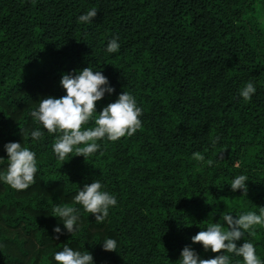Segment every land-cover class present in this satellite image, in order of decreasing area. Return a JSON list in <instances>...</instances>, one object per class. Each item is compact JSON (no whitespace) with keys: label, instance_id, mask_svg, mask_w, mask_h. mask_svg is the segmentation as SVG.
<instances>
[{"label":"trees","instance_id":"16d2710c","mask_svg":"<svg viewBox=\"0 0 264 264\" xmlns=\"http://www.w3.org/2000/svg\"><path fill=\"white\" fill-rule=\"evenodd\" d=\"M264 0H0V173L4 145L21 142L36 153L35 183L16 191L0 180V264H56L65 244L89 252L93 264H178L191 238L222 215L264 207ZM95 7L91 23L78 18ZM118 38L116 53L107 44ZM102 71L114 92L96 113L129 92L142 109L141 127L118 141H98L88 158L59 161L56 134L33 141L30 112L60 98L62 75ZM251 81L255 93L239 92ZM92 121L85 125L93 127ZM201 153L204 163L192 159ZM213 160L209 166L207 160ZM62 163H64L62 165ZM62 165V166H61ZM247 176V195L230 189ZM99 180L117 203L96 223L79 209L78 232L53 216L79 188ZM64 233L56 239L53 232ZM115 252L103 251L106 239ZM243 241L264 262V226ZM227 254V253H225ZM231 264L242 258L233 254Z\"/></svg>","mask_w":264,"mask_h":264},{"label":"clouds","instance_id":"9594fccd","mask_svg":"<svg viewBox=\"0 0 264 264\" xmlns=\"http://www.w3.org/2000/svg\"><path fill=\"white\" fill-rule=\"evenodd\" d=\"M97 13L95 7L91 8L78 18V23H91ZM119 48L118 38H113L108 42L106 52L116 53ZM60 86L66 93L64 96L44 98L39 101V106L30 112L33 121L38 125L31 131V139L39 141L45 135L39 126L50 135L56 134L52 151L59 161H65L73 151L76 153L74 157L82 156L85 160L99 150L98 141L107 139L115 142L125 136L131 137L141 127L142 109L137 106L135 97L126 91H123L115 102L104 107L99 114L96 113V102L100 101L106 92H114L102 71H93L92 68L86 67L77 74L62 75ZM255 91L254 84L249 81L240 90L239 95L245 101H250ZM90 121L94 126L85 128ZM4 150L8 163L6 171L0 173V180L16 191L28 189L35 183L36 153L22 146L21 142L5 144ZM192 159L198 163L205 162L204 155L199 152L193 153ZM3 160L0 158V161ZM206 163L211 166L213 160L209 159ZM247 179L245 175L235 177L230 189L233 192L240 190L245 197ZM116 203V197L104 191L103 185L97 179L79 188L71 205L54 206L52 217H59L63 221L64 229L72 235L79 231L77 221L80 216L76 205L81 206L84 213L91 214L96 223H102L108 217L109 209ZM222 220L223 224L211 223L206 230L199 231L191 238L193 245L199 244L205 252L210 250L217 255L211 259H202L193 248L185 246L180 253L178 264H231L228 254L241 257L242 264H264L257 257L252 242L243 241L239 247L236 244V241L243 240L246 232L254 231V226H264V207H260L259 215L252 211L238 217L223 214ZM53 232L56 239L64 234L60 227H55ZM102 246L105 252H115L117 242L109 238ZM54 260L56 264H93V257L89 252L74 251L67 244L62 251L55 253ZM237 264L241 262L238 261Z\"/></svg>","mask_w":264,"mask_h":264},{"label":"rangeland","instance_id":"374dc122","mask_svg":"<svg viewBox=\"0 0 264 264\" xmlns=\"http://www.w3.org/2000/svg\"><path fill=\"white\" fill-rule=\"evenodd\" d=\"M259 9H260V11H261V13H262V21H263V23H264V3L263 2H261V1H259Z\"/></svg>","mask_w":264,"mask_h":264}]
</instances>
